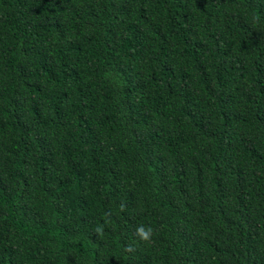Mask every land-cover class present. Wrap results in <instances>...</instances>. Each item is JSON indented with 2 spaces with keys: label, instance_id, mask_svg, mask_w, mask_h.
Returning <instances> with one entry per match:
<instances>
[{
  "label": "trees",
  "instance_id": "1",
  "mask_svg": "<svg viewBox=\"0 0 264 264\" xmlns=\"http://www.w3.org/2000/svg\"><path fill=\"white\" fill-rule=\"evenodd\" d=\"M0 264H264V0H0Z\"/></svg>",
  "mask_w": 264,
  "mask_h": 264
},
{
  "label": "clouds",
  "instance_id": "2",
  "mask_svg": "<svg viewBox=\"0 0 264 264\" xmlns=\"http://www.w3.org/2000/svg\"><path fill=\"white\" fill-rule=\"evenodd\" d=\"M96 231L99 233L102 231V228L98 227L96 229ZM153 232H154V230L151 226L138 225L136 228V236L139 238V240H141L145 243L151 242L152 237H153Z\"/></svg>",
  "mask_w": 264,
  "mask_h": 264
}]
</instances>
